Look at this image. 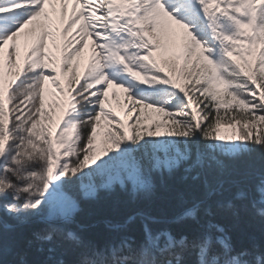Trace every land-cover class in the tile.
<instances>
[{
	"label": "snow or ice",
	"instance_id": "6c2138e0",
	"mask_svg": "<svg viewBox=\"0 0 264 264\" xmlns=\"http://www.w3.org/2000/svg\"><path fill=\"white\" fill-rule=\"evenodd\" d=\"M0 264H264V0H0Z\"/></svg>",
	"mask_w": 264,
	"mask_h": 264
},
{
	"label": "rangeland",
	"instance_id": "374dc122",
	"mask_svg": "<svg viewBox=\"0 0 264 264\" xmlns=\"http://www.w3.org/2000/svg\"><path fill=\"white\" fill-rule=\"evenodd\" d=\"M86 57H87V51H86ZM117 92L119 93L118 98H111L112 105L122 115L121 105L123 103V94L119 89H117Z\"/></svg>",
	"mask_w": 264,
	"mask_h": 264
}]
</instances>
